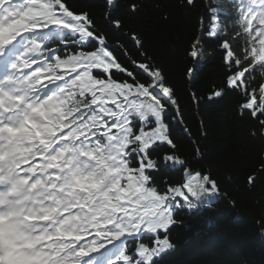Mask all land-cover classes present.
I'll return each instance as SVG.
<instances>
[{
  "label": "snow or ice",
  "instance_id": "obj_1",
  "mask_svg": "<svg viewBox=\"0 0 264 264\" xmlns=\"http://www.w3.org/2000/svg\"><path fill=\"white\" fill-rule=\"evenodd\" d=\"M146 4L0 0V264H161L180 212L228 196L175 130L204 100L179 82L195 86L205 40L224 69L207 99L235 98L258 150L244 184L264 180V0L209 3L179 79L149 55ZM152 7L164 24L198 3Z\"/></svg>",
  "mask_w": 264,
  "mask_h": 264
},
{
  "label": "trees",
  "instance_id": "obj_2",
  "mask_svg": "<svg viewBox=\"0 0 264 264\" xmlns=\"http://www.w3.org/2000/svg\"><path fill=\"white\" fill-rule=\"evenodd\" d=\"M214 2L197 0L198 7L194 10L171 7V19L162 24L160 10L152 7L153 0H147L139 22L147 30L150 43L146 47L149 55L158 54L161 63L169 65L175 79L183 71V46L200 34L198 21L205 15L207 5ZM173 3L174 0H162V5ZM204 23H208L206 15ZM205 45L195 86L179 82L182 96L185 89H190L199 91L204 100L198 107L187 98L182 101L186 105V119L175 130L179 148L189 157L195 147L201 146L203 163L216 174L228 196L210 207L180 212L181 226L171 232L175 250L161 264H264V229L258 223L264 216V180L254 189L243 180L245 170L258 162V150L248 140L243 122L238 119L235 98L229 95L215 101L207 99L206 89L219 83L224 69L215 41L205 40Z\"/></svg>",
  "mask_w": 264,
  "mask_h": 264
}]
</instances>
